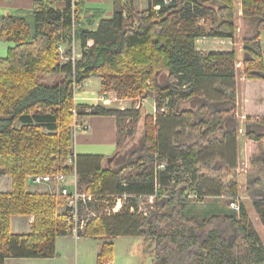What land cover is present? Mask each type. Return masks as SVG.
<instances>
[{
	"label": "trees",
	"instance_id": "1",
	"mask_svg": "<svg viewBox=\"0 0 264 264\" xmlns=\"http://www.w3.org/2000/svg\"><path fill=\"white\" fill-rule=\"evenodd\" d=\"M80 1L74 9L73 0H33L31 22L22 13L0 17V40L13 45L0 57V169L12 176L11 192L0 191V264L55 257L56 239L68 236L67 217L59 213L63 200L29 192L27 178L69 174L71 160L81 191L132 198L119 213L101 215L87 226L83 237L107 240L97 264L113 262V241L121 237L152 239L153 264H264L263 241L243 203L239 216L198 220L187 214L190 199L202 200L208 183L209 191L225 194L232 202L239 197L237 184L223 188L230 179L228 161L220 168L214 160L201 161L203 148L214 142L211 134L223 133L222 140H215L220 144L236 139L237 122L225 116L236 107L237 53H206L196 47L202 19L210 22L211 37L234 39V0H152L144 11L129 0H113L121 11L103 19V11L95 10L87 20L86 0ZM242 13L255 24L254 36L244 41V76L264 81L263 57L251 47L260 43L264 31V0H242ZM74 41L80 46L79 59L74 61L69 49V61L61 63L60 48H70ZM165 71L166 85L159 87L158 77ZM49 75L59 81L40 82ZM92 77L102 79L103 93L132 100L149 96L160 110L156 122L146 117L141 146L118 170L82 163L84 157L72 149L73 126L87 109L89 115L117 118L118 146L122 121L132 117L126 110L77 105L76 87ZM204 83L228 84V91L223 89L224 97L215 100L204 98L197 112L179 111L181 104L200 98ZM165 104L168 112L162 113ZM194 116L200 120L192 130L206 131L187 144L173 133L178 120ZM134 118L137 123L139 113ZM127 135L134 136V131L129 129ZM246 138L256 145L247 194L264 227V181L257 174L264 170V119L246 123ZM129 168L133 174L122 176ZM145 196L156 200L148 218L137 211L138 198ZM15 216L34 218L31 233L11 232Z\"/></svg>",
	"mask_w": 264,
	"mask_h": 264
},
{
	"label": "rangeland",
	"instance_id": "2",
	"mask_svg": "<svg viewBox=\"0 0 264 264\" xmlns=\"http://www.w3.org/2000/svg\"><path fill=\"white\" fill-rule=\"evenodd\" d=\"M131 1V4L137 11H144L147 10L151 4L152 0H129ZM86 2V1H85ZM78 3H81L80 0L75 1V5ZM113 0H103L101 4H94L92 7H101L105 8V10H119L121 11L122 7L119 8L118 6L112 5ZM75 9V6H74ZM94 9V8H93ZM97 10V9H96ZM94 12V11H93ZM88 14H90L88 12ZM237 12L235 14L236 19V35L235 38L232 40H223L222 43L220 41L217 42L214 40L213 37L210 36V22L202 19L199 21V28L200 30H203V34L198 39L200 42L197 46L198 51L206 52V53H213V52H236L239 54V58L237 59V62L240 60H243L244 58V47H245V39H250L255 34V24L251 20H245L240 19V16H237ZM84 17L85 11H84ZM27 18H29L30 22L32 21L31 13L29 15H26ZM89 18V17H88ZM88 18H85L87 20ZM241 20V21H239ZM95 29V28H94ZM214 41V42H213ZM252 49L255 50L257 53H260L264 60V31L261 35V40L259 44H253L251 45ZM69 49H71V55L74 57L76 56V60L79 59L80 53V46L79 43L74 41L72 46L69 48L67 46H63L62 49H60V61L61 63H65L69 61ZM237 65V64H236ZM239 65V64H238ZM241 65V64H240ZM239 65V73L241 74L244 71V68ZM241 71V72H240ZM168 73L165 71L160 74L158 77V86L163 87L166 85V77ZM59 81L58 77H55L54 75H49L46 77L41 78L40 82L44 83L46 85H53L55 82ZM216 83V82H215ZM211 84V83H204L203 85H200V98H196L190 102L183 103L181 106H179V111L181 112H197L199 107L201 106L204 98H208L210 100L218 99V97H224V91L223 89L227 90L228 84L218 85V84ZM215 85L213 88L215 91H212V86ZM210 87V88H209ZM84 88V85L76 87L78 91H81ZM77 92H75V98L77 95ZM228 91V90H227ZM97 94L102 95L103 92H97ZM103 96V95H102ZM101 99V98H100ZM109 99V105L112 109H119L124 108L126 111L132 112V117L127 116L128 118L124 121H122V126L124 127V132L120 135V145L118 146V153L112 158L109 164L105 166V168H109L111 171L118 170L123 165H119L122 160H129L131 157V154L133 151L138 149L142 142L143 137L145 134V119L146 117H153L155 122L157 120V114L160 111L157 108L155 100H153L149 96H143L137 100L132 99H119L117 94L115 92H112L111 97ZM146 99V101H145ZM148 101V102H147ZM165 107V108H164ZM165 112L167 113V106L164 105ZM90 112V111H89ZM139 113V120L137 123L135 122V114ZM200 120L199 116H194L193 119H180L178 120L177 124V131L174 132V136L181 138L182 136H186V134L190 135L189 138L185 140V143L190 144L194 141H197V137L199 133H202V130L199 129V133L195 130L191 131L193 128V125L198 123ZM191 124V125H190ZM20 128V127H19ZM132 129L134 131V136L129 137L127 135L128 130ZM163 132V130L160 129V132ZM45 133H50L49 131L45 130ZM161 132V133H162ZM195 134H193V133ZM172 135V134H171ZM213 139V138H210ZM212 141V140H211ZM215 152V151H214ZM208 156L202 155L201 161H207ZM123 164V163H122ZM69 165V166H68ZM72 164L68 162L67 166L70 167V173L72 174L74 171V168L71 166ZM238 165V162H237ZM222 165L220 162L216 164V168H220ZM104 168V167H102ZM159 169H161L159 167ZM252 166L246 160H241L239 162V165L236 167V170L233 171L234 175L232 177L231 171H230V179L223 183L224 190H228L234 183L238 185V191H239V197L241 198L236 200L240 205L243 203L248 211L249 219L253 223L255 229L258 231V233L261 236V239L264 244V227L254 209L253 206V199L250 198V196L247 194V183L249 180L250 175H252L250 172L254 171L252 170ZM134 170L129 168L127 170L122 171V176H130L133 174ZM260 178L264 181V170H261L259 173H257ZM32 177V176H30ZM30 177L27 178V189L28 191H31V193H38V194H53L54 196L59 197V193L57 190V187L54 186L53 189L47 187V186H38L34 187L30 181ZM126 183V182H124ZM78 188L80 189V183L78 180ZM12 190V176L7 174L4 169H0V191L4 193L11 192ZM83 192V191H82ZM85 192V191H84ZM88 195H93L94 198L97 200V202H94L93 206L91 207L92 210L89 212L84 211V214L86 215V218L89 220L88 225L101 215L107 214V209H110V215H115L119 213L124 207L127 205H131L129 200L132 199L130 197H123V196H113V195H107L106 194H93L85 192ZM193 196V195H192ZM62 198V197H61ZM139 199V205L137 208L138 214L140 217L148 218L151 216V213L155 211L156 208V200L151 197H140ZM63 205L59 208V213L62 215L66 214V200L62 198ZM105 200V201H104ZM207 201L206 199L197 200L193 197L190 199L189 202V208L196 207H207L209 204H205L204 202ZM232 202V199L226 198L225 199V205L230 207V203ZM234 202V201H233ZM204 203V204H201ZM193 208V209H194ZM195 208V209H196ZM90 209V208H89ZM114 209H118L117 212H114ZM189 209V216L191 218H195L198 220H205L211 216H213L216 213H210L211 211H206L203 209L202 211H191ZM232 210V209H231ZM171 213V210H168ZM232 215L239 216V212L232 210ZM211 214V215H208ZM108 215V214H107ZM21 218V219H20ZM12 227L11 232L13 234L18 235H27L24 234L27 230H29L28 221L25 218H22V216L13 217L12 218ZM34 219V218H33ZM34 222V220H33ZM32 222V225H33ZM31 225V226H32ZM87 225V226H88ZM87 226L84 230H79L78 237L80 241L78 240V243L76 244L77 237L71 236V234L68 233V236L65 237H58L57 239V256L54 260H44V259H38V260H8L7 264H95L97 259V254L100 251V248L102 246L101 240H92L91 238L81 239L83 237V234L85 233ZM29 234V233H28ZM155 253V244L154 241L150 238H133V237H121L116 239L115 241V249H114V257L115 259H125L127 261H132L133 264H152V260L154 258ZM59 254V255H58Z\"/></svg>",
	"mask_w": 264,
	"mask_h": 264
},
{
	"label": "crops",
	"instance_id": "3",
	"mask_svg": "<svg viewBox=\"0 0 264 264\" xmlns=\"http://www.w3.org/2000/svg\"><path fill=\"white\" fill-rule=\"evenodd\" d=\"M103 0H86L84 11L86 14L90 12V14L86 15V18L90 17L93 11L101 10L103 11V19H108L112 16L114 10H105V8L101 7H92V5L98 3L101 4ZM235 2V14L237 12V16L239 18H243L242 13V0H234ZM113 5V3H112ZM33 8V0H0V17L1 16H8L11 14H18L22 13L25 15H29ZM94 8V9H93ZM238 20V19H236ZM241 21V20H239ZM200 25V24H199ZM237 29V28H236ZM236 35V33H235ZM235 38V37H234ZM217 42L220 41V38H214ZM223 40L227 39H222ZM232 40V39H229ZM233 41V40H232ZM199 40L196 42V47L199 44ZM214 42V41H213ZM224 43V42H222ZM12 44L3 42L0 40V57H3L7 54V51ZM239 58V54L237 53V59ZM242 67L243 60L237 62L236 65V78L234 81V88L236 94V107L231 114L225 116V118L233 117L236 122V129L237 135L236 139L228 140L224 144H220L218 141L215 140H222L223 133H213L211 134L210 138L213 143L206 145L203 150L201 151L202 155H207V161H215V164L218 162L223 164V161H228L231 164V175L233 171L236 170V167L239 165L241 160H246L248 163L251 162L252 157L256 151L255 143L249 141L246 138V123L249 120H262L264 119V81L260 80H248L244 76V71L240 74L239 73V65ZM244 68V66H243ZM241 72V71H240ZM102 79L99 77H92L88 79L84 83V88L81 91H78L75 101L77 105L85 106V107H103L107 110H121L124 111V108L119 109H112L109 105V97H111L112 92L103 93L102 95H106V100H101L100 98L102 95L97 94V92H102L101 89ZM146 101V99H145ZM148 102V101H147ZM181 106V105H180ZM90 109L86 110V116L81 118V121H84L88 126V130L86 132H78L75 136H73L72 140V149L76 155L80 157H84L82 163L86 160L88 162L93 163L95 166L104 167V170H110L109 168H105L107 164L110 163L112 158L118 153V121L115 116H101V115H89ZM191 125V124H190ZM202 133L206 131V127L201 128ZM191 131H193L191 129ZM193 133V132H192ZM195 134V133H193ZM190 135L186 134V136H182L184 140L189 138ZM194 141L193 143H195ZM190 143V144H193ZM264 144V143H263ZM215 151V152H214ZM238 162V165H237ZM202 164V163H201ZM232 175V177H233ZM34 187H38L39 185H34ZM212 186L211 183H208V187ZM207 188L202 189L203 199H206L205 204H209L207 207H195L197 211H202L205 209L206 211H211L210 213H216L214 215H227L232 214L233 211L230 207L225 205V199L229 198L225 194L217 195L215 192H211ZM31 192V191H29ZM33 193V192H32ZM241 198L238 197V200ZM201 203V204H204ZM188 206L187 214L189 215V209L191 211H195L196 209ZM195 210H194V209ZM207 213V212H206ZM208 214V215H211ZM28 221L29 230H27L24 234L31 233V225L33 222V217H22ZM21 219V218H20ZM13 220V219H12ZM58 239V238H57ZM57 239L55 242V257L57 256ZM81 239H86V237H82ZM90 239V238H89ZM92 240H101L102 246L100 248L98 256L101 252L103 244L107 242V240L103 238H91ZM77 239L75 242L78 243ZM115 241L114 249H115ZM59 255V254H58ZM54 258H44V260H54ZM97 259L96 263L97 264ZM8 260H38V259H8ZM5 264H7V261ZM154 258L152 260L153 264ZM110 264H133L132 261H127L125 259H113V262Z\"/></svg>",
	"mask_w": 264,
	"mask_h": 264
},
{
	"label": "built area",
	"instance_id": "4",
	"mask_svg": "<svg viewBox=\"0 0 264 264\" xmlns=\"http://www.w3.org/2000/svg\"><path fill=\"white\" fill-rule=\"evenodd\" d=\"M75 1L73 0L74 6ZM166 3L168 4L169 1L166 0ZM156 10H160V7H155ZM62 49V48H60ZM80 56V55H79ZM76 56H72V59L75 61ZM84 85V84H83ZM82 86V85H81ZM78 89H76L75 92H77ZM107 96L103 95L101 97V100H106ZM161 112H165V109L162 108ZM88 130V126L84 121L76 120L75 125L73 126V136H75L78 132H86ZM74 155L76 156L75 152ZM74 156V157H75ZM70 163L71 166L74 168V171L72 174H56L54 176H32L30 177V181L34 185L39 186H47L51 189L57 187L59 196L64 198L66 200V217H67V231L71 236L78 237L79 230H84L86 226L89 223V220L86 218L87 213L84 214V211L89 212L92 210V206L94 202H97V200L92 195H88L85 192H82L78 188V177L76 172V166L74 165V160H71ZM163 167V166H162ZM161 167V168H162ZM123 197H127L124 195ZM192 197V196H191ZM151 198L154 199V196ZM105 201V200H104ZM90 208V209H89ZM230 208L232 210H235L237 212H240V204L237 201L230 203ZM118 209H114V212H117ZM119 212V210H118ZM132 212L135 213L134 208L132 209ZM107 214L110 215V209H107Z\"/></svg>",
	"mask_w": 264,
	"mask_h": 264
}]
</instances>
